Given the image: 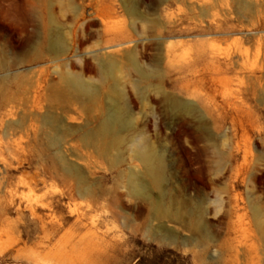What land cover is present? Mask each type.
<instances>
[{"label": "rangeland", "instance_id": "374dc122", "mask_svg": "<svg viewBox=\"0 0 264 264\" xmlns=\"http://www.w3.org/2000/svg\"><path fill=\"white\" fill-rule=\"evenodd\" d=\"M114 102L130 125L99 139ZM0 264H264V0H0Z\"/></svg>", "mask_w": 264, "mask_h": 264}, {"label": "bare ground", "instance_id": "6f19581e", "mask_svg": "<svg viewBox=\"0 0 264 264\" xmlns=\"http://www.w3.org/2000/svg\"><path fill=\"white\" fill-rule=\"evenodd\" d=\"M155 1L156 2H159V3H164L165 1H168V0H155ZM126 8H127L126 9L127 12L131 16H134V17L139 16L138 11H137V8H136L135 5H128V6H126ZM211 30L213 32H217V28H215V27L214 28H211ZM174 34L175 33H174V30L172 28L171 29H168L165 32V35L167 37L173 36ZM115 37L119 40V44L120 45H125V44H127V43L130 42V37H129L128 32L125 31V30H123V29H120L115 34ZM48 42H49V40H48ZM51 42H52V40H51ZM172 43L173 42H170V41H164V43L161 44V45H164L163 47L170 48L171 45H172ZM51 44L52 45L50 47H52V49H55V50L56 49L57 50H63V49H65V47H64V44L65 43H63V40L61 41V39L60 40L59 39H56ZM121 52L124 53V56H126V58H127L128 62L130 63V65L137 72V74L141 78L140 80H144V79L146 80L151 75H153L154 70L153 69L152 70H148V69L142 67V65L138 61L137 56H136V54L134 52H132V51L129 52L126 49H124V50L122 49V50H119L118 53H121ZM120 61L121 60H119L118 56H116L114 54L113 55H108L106 58L100 59L99 65H100L101 71L106 76H110V77L114 76L115 77L114 72H115L116 69L119 68ZM68 78H69L68 80H69L70 84L72 85V87L79 94L85 95V96L86 95L87 96L88 95H94L96 89H95V87L91 83L85 81L84 79H82L81 77L76 76V75H71ZM167 102L169 104V108H170L171 111H177V112L180 113V112H186V110L187 111L190 110V107L187 104H185V103H181V102H178V101H175V100H173V101L170 100V102L167 100ZM126 104L127 103H125L123 106H119L117 103L114 102L113 105H110L109 114H108L107 118H105V120L102 122V129L100 131L101 134H99V136H101V138H99V139H102V135H103V137L104 136H107V135H113L114 133H116V129H118V130L121 131V130L127 128L130 125V122H129L130 110H129V107L127 106L128 104L127 105ZM46 118H48V117H46ZM49 119H47V121ZM55 120H57V119H54V121ZM45 121H46V119H45ZM56 122L58 123V121H56ZM46 124L48 125V123H46ZM60 130H62V129L60 128ZM55 138H59V137H55ZM60 139L61 138H59V140ZM55 142H54L55 144L52 143V145L57 146V144L59 145V143H61V140H60V142L58 141L59 143L57 141H55ZM138 152H139L138 155H139L140 160L145 164L146 172L150 176H152L158 183L161 182L163 180V178H164V173H165V163H164L163 158L160 155H158L159 153H156L153 150L148 149L147 147H141ZM67 166H68L67 169L69 171L75 170V167L71 166L70 164L69 165L67 164ZM128 180H129V186H130V188L136 194H144L146 192L145 182H144V180L142 179V176L139 173H137L135 171H132L129 174ZM29 209L31 210L32 215H36L35 214V210H34L33 207H29Z\"/></svg>", "mask_w": 264, "mask_h": 264}]
</instances>
